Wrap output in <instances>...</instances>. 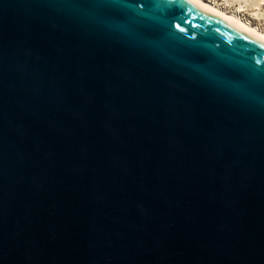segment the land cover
<instances>
[{
	"label": "water",
	"instance_id": "water-1",
	"mask_svg": "<svg viewBox=\"0 0 264 264\" xmlns=\"http://www.w3.org/2000/svg\"><path fill=\"white\" fill-rule=\"evenodd\" d=\"M0 264H264V39L197 0H0Z\"/></svg>",
	"mask_w": 264,
	"mask_h": 264
},
{
	"label": "rangeland",
	"instance_id": "rangeland-1",
	"mask_svg": "<svg viewBox=\"0 0 264 264\" xmlns=\"http://www.w3.org/2000/svg\"><path fill=\"white\" fill-rule=\"evenodd\" d=\"M229 12L238 13L252 25L264 30V0H206Z\"/></svg>",
	"mask_w": 264,
	"mask_h": 264
},
{
	"label": "bare ground",
	"instance_id": "bare-ground-1",
	"mask_svg": "<svg viewBox=\"0 0 264 264\" xmlns=\"http://www.w3.org/2000/svg\"><path fill=\"white\" fill-rule=\"evenodd\" d=\"M205 5H207L208 7L214 9L215 11L221 13L222 15L228 17L229 19L253 30L255 33H257L262 39H264V30L263 29H260L254 25H252L250 22L246 21L245 19H243L238 13H235V12H229L227 11L226 9H223L222 7L212 3V2H209V1H206V0H197Z\"/></svg>",
	"mask_w": 264,
	"mask_h": 264
}]
</instances>
